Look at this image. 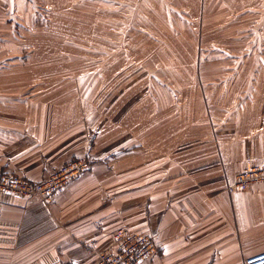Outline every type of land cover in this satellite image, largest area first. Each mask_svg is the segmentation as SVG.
Masks as SVG:
<instances>
[{"label":"crops","instance_id":"1","mask_svg":"<svg viewBox=\"0 0 264 264\" xmlns=\"http://www.w3.org/2000/svg\"><path fill=\"white\" fill-rule=\"evenodd\" d=\"M206 1L264 19V0ZM7 3L0 0V32L16 25ZM256 52L239 65L264 68V22ZM2 61L0 167L39 180L73 157L93 163L51 198L0 190V264H97L122 227L157 242L138 264H244L264 251V181L227 189L237 172L264 163V73L251 75L240 102H224L222 118L209 112L214 129L194 131L206 141L162 139L153 132L159 111L137 141L134 111L109 101L86 73L47 79L23 69L11 87Z\"/></svg>","mask_w":264,"mask_h":264},{"label":"rangeland","instance_id":"2","mask_svg":"<svg viewBox=\"0 0 264 264\" xmlns=\"http://www.w3.org/2000/svg\"><path fill=\"white\" fill-rule=\"evenodd\" d=\"M10 1L8 22L16 25L0 32L9 85L23 69L47 79L86 73L88 84L110 92L109 101L134 111L137 141L145 118L159 112L153 132L162 139L206 141L194 131L214 129L209 112L222 118L224 102H240L251 75L264 73L254 62L239 65L257 56L264 19L233 17L206 0ZM80 157L92 167L88 156L68 161Z\"/></svg>","mask_w":264,"mask_h":264},{"label":"built area","instance_id":"3","mask_svg":"<svg viewBox=\"0 0 264 264\" xmlns=\"http://www.w3.org/2000/svg\"><path fill=\"white\" fill-rule=\"evenodd\" d=\"M90 169L87 159L80 157L63 163L45 179L35 181L0 167V190L28 197L51 198L63 192L71 180ZM264 181V163L248 166L236 173L227 185L228 191L247 190ZM153 235L119 228L114 233V247L98 254L97 264H138L156 252ZM244 264H264V251L245 258Z\"/></svg>","mask_w":264,"mask_h":264}]
</instances>
